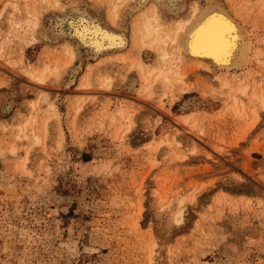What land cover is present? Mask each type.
Wrapping results in <instances>:
<instances>
[{"label":"rangeland","instance_id":"rangeland-1","mask_svg":"<svg viewBox=\"0 0 264 264\" xmlns=\"http://www.w3.org/2000/svg\"><path fill=\"white\" fill-rule=\"evenodd\" d=\"M117 1L0 0V264H264V0H213L248 45L224 72L161 61L138 43L149 6ZM78 14L126 46L95 57L65 25Z\"/></svg>","mask_w":264,"mask_h":264},{"label":"bare ground","instance_id":"bare-ground-1","mask_svg":"<svg viewBox=\"0 0 264 264\" xmlns=\"http://www.w3.org/2000/svg\"><path fill=\"white\" fill-rule=\"evenodd\" d=\"M162 1L163 0H135V6L138 10H141L147 6H149L148 9L150 8L149 9L150 11H148V13H143V15H141L142 21H140L141 23L139 24V27H138V43L140 44L141 47H146V48H149L151 50H155L156 52H158L159 54L158 57L160 58L161 61H165V60L169 61L173 59L177 62V61H180L183 57H187L208 71H211V70L213 71L217 70L221 72L223 70L229 71L231 69H240L242 66L245 65L246 60H247V53H248V47H247L248 45L246 41H244L246 40L245 35L240 25L234 19V17H231L217 2L210 0V1H207L204 6L202 5L200 6L197 3H195L192 9L190 8L191 13L188 18L186 19L179 18L177 20L168 21V18H166L163 15L162 11L160 10V5L163 3ZM165 1L174 2L176 0H165ZM117 2H120L119 4L120 6L123 0H120ZM129 2H131V0ZM117 5L118 4H116V6ZM51 6L54 8L60 9L62 7V3L60 2V0H51ZM119 6H117V10L119 9ZM24 7H23L24 11L22 10L21 11L25 14L26 10ZM122 7H124V5ZM12 9H14V12L16 11L17 13L22 14V12L19 10L17 5L12 4ZM26 14L27 16L33 15L35 14V12H30V13L26 12ZM33 17H36V16H33ZM29 21L27 19L22 20V21L15 20L11 22V24L12 26L20 27L23 29V25L27 26V23H29ZM115 23H116V20H115ZM37 24H38V21L37 23H35V26H37ZM65 25L67 28L72 30L73 32L72 37L76 38L78 44L88 47L91 50V53L95 57L98 56L100 53H103L104 51L113 52L117 50H122L126 46V39L124 35L118 34L114 32L113 30L109 31L107 29L102 28L99 25V23H96L94 20H92V18H89L85 14H78V16L75 19L70 18V20L67 21ZM168 48H170V50L173 49L175 53L174 57L170 56ZM111 59L114 60L113 58ZM108 60L110 61V59ZM176 64L178 65V63ZM168 65H171V64H168ZM42 71L43 73H46L48 75L47 66L44 70L42 69ZM59 72H60V69L58 73ZM153 72L156 74L154 78L155 82L160 81L162 83H165L167 86H172L171 84L174 80L180 81V78L178 77V71L174 70V68L173 69L167 68L164 70L163 68L155 67L153 68L152 72H149L147 74V76L148 77L151 76ZM53 78H55V76ZM107 80H103L105 81V83L101 82V84L104 83L103 86L101 84L99 85L100 81H98L97 85H99L100 89L101 88L102 90L104 88L109 89L110 85L111 86L113 85L112 83L110 84L111 82L110 79H109L110 82ZM37 81L44 83V81L41 78H38ZM223 82H222V85H223ZM229 82L230 81H228L227 83ZM151 88L152 87L150 85L145 88L146 89L145 96H148L151 93ZM181 91H184V89H182ZM245 93L246 91L244 89L240 90L241 95H244ZM237 100L238 98L235 97L234 98L235 103H239V100L238 102ZM183 208L184 206L182 205L180 201L178 206L175 208L173 212V221L176 224L178 223L180 224V222L182 221ZM153 253H154V250L151 251L150 263L153 260Z\"/></svg>","mask_w":264,"mask_h":264}]
</instances>
